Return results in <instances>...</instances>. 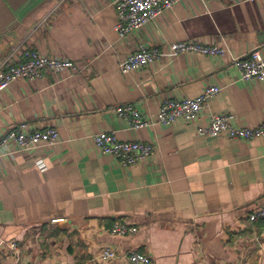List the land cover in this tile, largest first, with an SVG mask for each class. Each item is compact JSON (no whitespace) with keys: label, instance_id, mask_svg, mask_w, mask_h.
<instances>
[{"label":"crops","instance_id":"obj_1","mask_svg":"<svg viewBox=\"0 0 264 264\" xmlns=\"http://www.w3.org/2000/svg\"><path fill=\"white\" fill-rule=\"evenodd\" d=\"M115 2L0 0V63L29 49L79 65L78 73L19 80L0 96V138L22 123L56 127L60 136L49 152L0 149V264H102L103 248L140 250L153 264H264V221H249L264 205V136H201L182 121L132 129L114 113L131 104L154 122L164 101L194 99L213 85L220 93L199 125L221 114L236 127L260 125L264 82L244 81L232 61L255 49L264 56V0H184L125 38ZM192 40L225 55L169 51ZM139 46L163 55L123 74ZM100 132L155 152L122 167L96 149ZM39 157L47 170L35 165ZM119 221L139 231L112 235Z\"/></svg>","mask_w":264,"mask_h":264},{"label":"built area","instance_id":"obj_2","mask_svg":"<svg viewBox=\"0 0 264 264\" xmlns=\"http://www.w3.org/2000/svg\"><path fill=\"white\" fill-rule=\"evenodd\" d=\"M184 0H116L118 22L116 30L121 38L141 30L148 23L154 21L163 12L172 9ZM253 1V0H248ZM172 54L201 53L209 56H223L225 50L218 45L204 43L200 40L176 42L168 45ZM163 50L159 47L139 46L130 53L121 71L123 74L140 71L161 59ZM241 78L246 81L257 80L264 82V56L259 49L249 55L232 61ZM79 65L75 62L53 56H47L39 51L23 49L12 60L10 58L0 63V96L19 80L34 82L43 78L44 72L58 74L60 72L78 73ZM220 93L218 86H208L203 93L194 99L166 100L159 109L156 121H152L141 114L138 108L131 104L115 108L114 113L128 122L132 129L149 127L155 123L173 126L177 122H184L195 126L196 133L201 136L227 138L233 141H251L264 136V121L253 128H241L232 124V116L227 114L211 116L206 126L199 125V120L208 104ZM96 149L105 156L113 158L120 166L130 167L150 160L155 147L141 141H122L114 133L100 132L93 138ZM60 136L56 127L45 129H29L27 123H22L16 129L6 132L0 138V149L15 146L11 155L33 154L38 150L46 152L58 147ZM35 165L42 171L47 170L43 157L36 158ZM63 222L53 220L52 224ZM249 221L256 223L264 221V205L249 215ZM139 228L124 221L114 224L111 234L126 237L136 234ZM17 250V245H9ZM102 264L126 262L128 264H153L151 257L140 250L121 251L115 248H103L97 255Z\"/></svg>","mask_w":264,"mask_h":264}]
</instances>
